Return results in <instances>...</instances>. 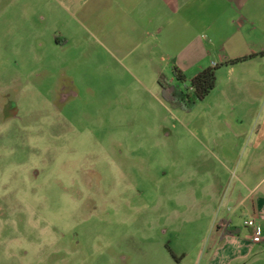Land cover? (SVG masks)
Masks as SVG:
<instances>
[{
    "label": "rangeland",
    "instance_id": "rangeland-1",
    "mask_svg": "<svg viewBox=\"0 0 264 264\" xmlns=\"http://www.w3.org/2000/svg\"><path fill=\"white\" fill-rule=\"evenodd\" d=\"M94 33L58 1L0 0V264H221L234 205L214 188L227 199L242 170L217 146L264 108L233 104L224 71L175 106L159 84L171 65ZM229 264H264V245Z\"/></svg>",
    "mask_w": 264,
    "mask_h": 264
},
{
    "label": "crops",
    "instance_id": "crops-1",
    "mask_svg": "<svg viewBox=\"0 0 264 264\" xmlns=\"http://www.w3.org/2000/svg\"><path fill=\"white\" fill-rule=\"evenodd\" d=\"M55 1L63 3L72 16L79 14L82 22L96 29L95 37L101 39L104 46L115 47L120 55L139 51L148 55L154 64L171 65L172 72L176 66L189 81L199 72L218 66L217 75L223 71L231 74L225 94L234 96L229 99L233 104L242 109L251 102L250 106L264 108V57L224 65L230 60L264 52V0ZM55 39L58 42L61 37ZM67 42L68 39H64V43ZM171 80L174 82L173 76ZM240 95L255 98L238 99L234 103ZM242 126L245 128L232 135L234 143L217 146L226 158L237 159L242 170L239 183L232 188L228 184L226 190L231 191L227 199L224 200L225 194L217 193L216 186L214 188L213 199L219 206L223 202L228 207L234 205L219 217L216 225L220 243L212 260L220 253L221 264L245 257L264 245V119H254ZM239 188L248 193L237 198ZM241 209L247 219L253 218L259 224L260 243L245 240L246 229L234 224V217ZM221 222L239 228V234L222 239L223 231L217 230Z\"/></svg>",
    "mask_w": 264,
    "mask_h": 264
},
{
    "label": "trees",
    "instance_id": "trees-1",
    "mask_svg": "<svg viewBox=\"0 0 264 264\" xmlns=\"http://www.w3.org/2000/svg\"><path fill=\"white\" fill-rule=\"evenodd\" d=\"M257 56L264 57V52L249 55L247 57L235 60H230L224 63V65L233 66L237 63ZM217 70L218 66H214L199 72L197 75L190 79L189 87L186 89H182L180 83L185 82V77L181 70H179L176 66H173L172 75L174 82L172 80H167L166 78H164V76H160L159 84L167 101L171 102L175 106L190 110L198 102L204 100L215 89L217 81ZM238 234L239 228L231 227V225L227 224V227L222 232L221 238L223 239L226 236H233Z\"/></svg>",
    "mask_w": 264,
    "mask_h": 264
},
{
    "label": "built area",
    "instance_id": "built-area-1",
    "mask_svg": "<svg viewBox=\"0 0 264 264\" xmlns=\"http://www.w3.org/2000/svg\"><path fill=\"white\" fill-rule=\"evenodd\" d=\"M243 224L246 229V232L243 235L244 239L252 244L260 243L262 241V231L257 221L250 218L245 220ZM226 227L227 224L225 222H221L218 226L221 231H223Z\"/></svg>",
    "mask_w": 264,
    "mask_h": 264
}]
</instances>
